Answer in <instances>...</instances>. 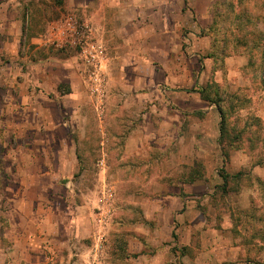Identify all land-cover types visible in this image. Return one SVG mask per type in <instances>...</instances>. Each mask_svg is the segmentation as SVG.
<instances>
[{
    "label": "rangeland",
    "instance_id": "1",
    "mask_svg": "<svg viewBox=\"0 0 264 264\" xmlns=\"http://www.w3.org/2000/svg\"><path fill=\"white\" fill-rule=\"evenodd\" d=\"M62 1H0V264H264V0ZM67 16L83 43L47 41ZM59 118L91 150L43 222Z\"/></svg>",
    "mask_w": 264,
    "mask_h": 264
},
{
    "label": "crops",
    "instance_id": "2",
    "mask_svg": "<svg viewBox=\"0 0 264 264\" xmlns=\"http://www.w3.org/2000/svg\"><path fill=\"white\" fill-rule=\"evenodd\" d=\"M3 1V0H0ZM206 1H211V0H206ZM125 0H110L109 3H105L101 5V10L102 13H104L105 9L110 6V7H122L125 6ZM124 4V5H123ZM87 5V4H86ZM85 5V6H86ZM210 5L207 4V7L205 8V11H208V8ZM198 10V9H197ZM196 10V11H197ZM200 11V10H199ZM105 18V16L103 17ZM104 25V23H102ZM106 24V23H105ZM4 25L3 23H0V27L2 28ZM105 26V25H104ZM1 31V30H0ZM19 37H20V25L18 23H14L13 25V31L12 35L8 38L7 42L3 43H8V48L11 50L12 53H14L16 49V44L19 43ZM72 67V69H69L67 71V75L62 74V82H66L68 85L66 93H63L62 98L65 100V102H75L76 104L80 105V99H79V94L75 93L76 91V77L79 78V75L75 69V66L79 68L81 65L75 64V61L72 60L70 63L67 65V67ZM68 67V68H69ZM79 72V71H78ZM5 67L0 66V84L1 86L3 84L9 83L11 86H14L16 84V76L19 74V72L14 73V77L11 79L7 78L5 75ZM76 75V77H75ZM60 82L57 83V85H54V89L58 91L60 85ZM53 89V90H54ZM16 99L13 100V107H15ZM209 109L212 110V107H209ZM84 124L85 121L87 120L86 118L81 117ZM80 120H78L79 123ZM49 123V122H48ZM67 123L68 124H73V119L71 121H63L59 119H54L53 122L50 124L49 129L52 131L47 134V140H48V146H47V154L50 156L56 157L51 165V168H49L47 171L45 168H43L42 172L43 175H37L38 181L42 184V188L46 192L48 191V195L50 196V202H49V207H48V214L47 216L43 219V222L47 221V219H57L58 216L55 215L56 209L55 208L59 203H66L70 199V194L69 192L64 188V186H69V182H65L62 184V180L64 177L68 174V168L71 170H84L82 168L83 163H81V153L84 152V155L90 153V147L89 144H86L84 142V139L86 137V131L80 133L78 135V139H74V137L69 134V132L66 130L65 127L67 128ZM69 127V126H68ZM88 136H91L90 133H87ZM219 135V133H218ZM95 136V135H94ZM84 138V139H83ZM78 149V150H77ZM18 152V149L14 148L13 153L16 154ZM256 171V170H255ZM16 176V173H15ZM35 176V174L33 175ZM30 177V176H29ZM35 178V177H34ZM46 179L48 180V185H45ZM191 186L192 184H188ZM179 198V196H178ZM68 210L69 207H66ZM50 213H53V215L49 216ZM78 220V219H77ZM75 222L76 219H72V222ZM52 223V226H54V223ZM73 224V223H72ZM55 230V229H54ZM53 230V232H54ZM20 264V263H18Z\"/></svg>",
    "mask_w": 264,
    "mask_h": 264
},
{
    "label": "built area",
    "instance_id": "3",
    "mask_svg": "<svg viewBox=\"0 0 264 264\" xmlns=\"http://www.w3.org/2000/svg\"><path fill=\"white\" fill-rule=\"evenodd\" d=\"M45 39L54 45L66 44L69 46L83 43L82 38H85L84 30L77 25L71 16H67L61 21L53 22L49 25ZM82 49H86L83 47Z\"/></svg>",
    "mask_w": 264,
    "mask_h": 264
},
{
    "label": "trees",
    "instance_id": "4",
    "mask_svg": "<svg viewBox=\"0 0 264 264\" xmlns=\"http://www.w3.org/2000/svg\"><path fill=\"white\" fill-rule=\"evenodd\" d=\"M55 1H56V4L57 5H60V6H61V4L63 2L62 0H55ZM206 101L215 104V106L217 107V110L219 112V115H220V123H219L220 138H219V145H220V149H221L222 155L226 158L227 157V153L225 152L223 141H224V139H226L228 137V135L225 134L226 132H225V127H224V125H225V117L223 115L224 113H223V111L221 109L220 104H218L217 102H213L211 100H206ZM256 165L257 166H264V157H263L262 160L258 161ZM240 176H241V173H236L235 175H231V176L230 175H225V176L222 177V179H223L224 183H226V180L227 179L232 178V179H236L237 180ZM173 237L175 238L174 235H173Z\"/></svg>",
    "mask_w": 264,
    "mask_h": 264
}]
</instances>
